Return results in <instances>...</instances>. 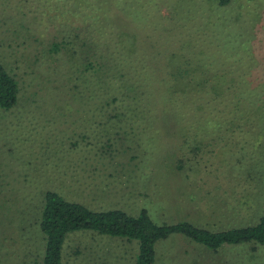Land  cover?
I'll return each mask as SVG.
<instances>
[{"label": "rangeland", "instance_id": "374dc122", "mask_svg": "<svg viewBox=\"0 0 264 264\" xmlns=\"http://www.w3.org/2000/svg\"><path fill=\"white\" fill-rule=\"evenodd\" d=\"M214 1L181 0L166 11L149 0L146 15L127 24L146 36L127 46L135 59L122 54L113 62L140 82L130 97L115 88L113 100L83 71L82 51L66 44L76 31L63 27L75 28L76 15L40 0H0V63L19 84L17 103L0 108V264L41 261L47 190L93 211L145 208L158 224L187 220L216 231L257 222L264 201V0H231L220 9ZM57 40L62 48L49 53ZM139 52L161 55L141 69ZM182 54L191 64L178 75L167 60ZM156 85L168 96L152 98L171 111L173 91L184 95L178 123L170 116L151 125L143 90L151 98ZM114 111L129 114L132 127L114 119L97 125ZM108 141L114 152L106 156ZM136 248L134 240L78 230L65 237L62 264H133ZM155 254L154 264H264V246L212 251L179 233L158 240Z\"/></svg>", "mask_w": 264, "mask_h": 264}, {"label": "trees", "instance_id": "16d2710c", "mask_svg": "<svg viewBox=\"0 0 264 264\" xmlns=\"http://www.w3.org/2000/svg\"><path fill=\"white\" fill-rule=\"evenodd\" d=\"M230 1L215 0L214 7L220 9L229 5ZM180 2L181 0H159L160 6L165 7L166 11H169L174 5L177 6ZM146 3L149 4V0H40L41 6L59 10L61 14L68 13L78 17L75 28L63 27L67 29V34L76 31L73 33L71 41L66 42V44L73 48L72 52L82 51L80 54H82L81 59L84 61L81 66L83 71L94 76V78L91 76L93 82L102 81L104 87L100 91L101 97L106 96L113 100L118 99L110 97L115 88L118 92L130 97L133 89H136L140 82L133 73L129 72L130 78H126L127 74L115 71L118 69L115 68L116 63L113 64V62L116 60L120 62L119 56L122 54H131L129 56H133L135 59L136 55L132 54L134 52L130 50L129 53L127 52V46L134 48L132 43L140 38L146 39V36L141 34L139 29L127 27V24L130 21L133 22L137 17L146 15L149 6ZM160 15L166 18L161 11ZM105 22L108 26L106 28L104 27ZM62 38L64 39L65 36ZM58 41H53L48 47L49 53H56L62 48V43L60 44ZM114 49H117L121 54H114ZM134 51L136 50L134 49ZM139 55V64L137 65L144 69L149 67L153 60H157L161 54H142L139 52ZM167 62L170 66L177 68L178 75H183V64L186 67L187 64H191L187 58H184V54L179 57L180 63L175 58L168 59ZM90 70L91 72H89ZM155 80L158 83L156 78ZM155 80L153 77L147 78L148 83L155 82ZM112 83L116 87H113ZM156 88L157 85L151 91V98H149L150 90H143L148 95L145 97L150 108L151 125L156 119H163L164 124L170 116L176 118L178 123V120L181 119V103L184 95L180 93L179 89L173 91L175 105L171 111L167 106H161L160 101L156 102L152 98L158 96L157 98L160 100V97H167L168 90H157V93ZM131 96L135 100L138 97L136 94ZM18 97L19 84L17 79L0 63V108L5 110L12 108L17 103ZM135 109L137 108H132V110ZM93 116L91 114L90 118L94 123L96 117L93 118ZM123 116V112L114 111L108 113L107 116H102L101 120L96 118V122L97 125L106 126L109 121L114 119L117 121L115 125L119 127L123 126L124 122L128 123L129 128L132 127L133 123L129 114L126 118ZM101 149L106 156L114 152V146L110 141L105 142ZM145 154H147L146 151ZM180 167L178 166V168ZM261 209L262 212L256 223L214 231L187 220L158 224L152 220L145 208L136 214H130L121 209L93 211L81 203L65 199L56 191L47 190L43 195V206L38 222L45 240L44 254L39 264H62L65 237L68 233L78 230H90L100 235L117 237L123 242L136 241L137 253L133 256V264H154L156 242L174 233H179L192 242L212 251L243 243L264 246V201Z\"/></svg>", "mask_w": 264, "mask_h": 264}]
</instances>
